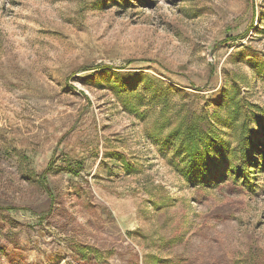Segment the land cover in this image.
<instances>
[{"label":"rangeland","instance_id":"obj_1","mask_svg":"<svg viewBox=\"0 0 264 264\" xmlns=\"http://www.w3.org/2000/svg\"><path fill=\"white\" fill-rule=\"evenodd\" d=\"M0 264H264V0H0Z\"/></svg>","mask_w":264,"mask_h":264},{"label":"trees","instance_id":"obj_2","mask_svg":"<svg viewBox=\"0 0 264 264\" xmlns=\"http://www.w3.org/2000/svg\"><path fill=\"white\" fill-rule=\"evenodd\" d=\"M230 99H232L235 106L232 114H235V111L239 109L237 103L234 102L235 95ZM176 139L180 140L178 145L179 154L185 157L184 162L188 163L192 169L200 167L219 140L214 130H204L194 118L187 122V117L178 123L168 135L170 142H174ZM197 179L200 180V183H203L205 173L202 170L199 172Z\"/></svg>","mask_w":264,"mask_h":264}]
</instances>
